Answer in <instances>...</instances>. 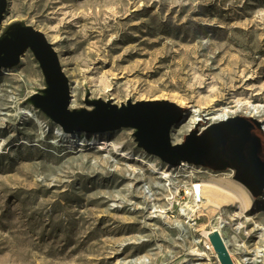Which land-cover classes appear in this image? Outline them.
Here are the masks:
<instances>
[{
    "label": "rangeland",
    "instance_id": "1",
    "mask_svg": "<svg viewBox=\"0 0 264 264\" xmlns=\"http://www.w3.org/2000/svg\"><path fill=\"white\" fill-rule=\"evenodd\" d=\"M0 19V40L16 21L45 33L71 110L170 100L187 109L174 144L195 116L264 119V0H0ZM49 95L32 49L0 70V264H221L204 236L219 215L235 263L264 264V192L242 183L252 206L239 217L225 205L193 223L186 202L172 216L162 175L142 158L169 163L139 146V128L74 131L71 141L39 105ZM188 165L235 179L231 168Z\"/></svg>",
    "mask_w": 264,
    "mask_h": 264
},
{
    "label": "water",
    "instance_id": "2",
    "mask_svg": "<svg viewBox=\"0 0 264 264\" xmlns=\"http://www.w3.org/2000/svg\"><path fill=\"white\" fill-rule=\"evenodd\" d=\"M1 20V19H0ZM27 49H32L49 85V96L39 105L65 132L112 131L139 128L136 138L147 153L165 163L182 162L220 170L231 168L254 197L264 192V127L257 118L236 115L209 123L199 119L179 143H172L171 128L182 122L187 111L166 99L128 101L118 106L96 100L92 111H74L70 84L53 44L42 31L23 26L14 37L0 40V70L16 66ZM221 264H236L220 231L208 235ZM264 256V248L262 250Z\"/></svg>",
    "mask_w": 264,
    "mask_h": 264
},
{
    "label": "bare ground",
    "instance_id": "3",
    "mask_svg": "<svg viewBox=\"0 0 264 264\" xmlns=\"http://www.w3.org/2000/svg\"><path fill=\"white\" fill-rule=\"evenodd\" d=\"M224 118L226 117H222L220 118V120ZM199 119L200 118L197 116L193 117V124L196 123V121ZM261 123L264 127V119H261ZM65 133L68 139L73 141L75 132L70 131ZM103 143L108 144V141L104 140L103 142H101V144ZM142 160L143 161L145 160V162H147L150 167H153L160 174H167V172L172 167L170 163L169 164L167 163L168 165L161 169L160 167L157 166V163L155 161H146V159L144 158H142ZM203 186H204L203 195L205 199L202 203L198 204V206L204 210L205 209L218 210V209H222V207H224L225 205H235L238 208L237 210H235L234 217H239L240 215L248 211L252 206V197L248 189L242 184L241 181H239L236 178L234 180H230V179L218 178L213 176L208 179H204ZM187 205L192 206V203L188 202ZM225 221L226 219L222 215H219L217 217V224L219 227H221L225 223ZM240 224H242V222H240ZM208 233H209L208 231H205V234ZM226 244L228 245L227 240H226ZM260 254L262 255V250H260Z\"/></svg>",
    "mask_w": 264,
    "mask_h": 264
},
{
    "label": "built area",
    "instance_id": "4",
    "mask_svg": "<svg viewBox=\"0 0 264 264\" xmlns=\"http://www.w3.org/2000/svg\"><path fill=\"white\" fill-rule=\"evenodd\" d=\"M185 167H187L186 170ZM178 168H181L180 171H175V173H172L169 170L167 174H161V178L164 180V186L167 191L165 199L169 203L168 210H171V215L175 216V206L191 201L190 203H192L193 207L187 208L179 205V208L181 209L182 214L188 215L189 219L193 221V223H197L202 214V208L199 207L198 204L202 203L205 199L203 195L204 179L197 176V170L193 166L188 165L186 162H182L178 165ZM228 223L229 220L227 219L221 227H219L216 223L211 230H208V232L210 233L214 229H217L223 236L222 229ZM209 233H204V236L207 242V248L213 252L215 250L208 237Z\"/></svg>",
    "mask_w": 264,
    "mask_h": 264
},
{
    "label": "trees",
    "instance_id": "5",
    "mask_svg": "<svg viewBox=\"0 0 264 264\" xmlns=\"http://www.w3.org/2000/svg\"><path fill=\"white\" fill-rule=\"evenodd\" d=\"M25 26L23 22L21 21H16V22H13L11 24H9L7 26V29L5 30V33H4V37H14L17 32L23 27Z\"/></svg>",
    "mask_w": 264,
    "mask_h": 264
}]
</instances>
